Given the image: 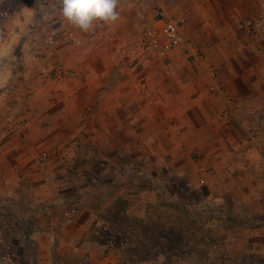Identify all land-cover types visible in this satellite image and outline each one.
<instances>
[{
	"label": "crops",
	"instance_id": "crops-1",
	"mask_svg": "<svg viewBox=\"0 0 264 264\" xmlns=\"http://www.w3.org/2000/svg\"><path fill=\"white\" fill-rule=\"evenodd\" d=\"M8 1L0 0V122L10 114L27 129L5 140L11 157L0 161V207L18 212L31 199L63 202L72 185L66 171L81 180L82 172L96 171L84 184L104 188L106 172H159L168 165L180 173L192 163L189 180H201L207 201L223 210L232 204L234 215H227L240 221L230 233L241 264H264L263 48L235 28L236 12L259 11L264 0H169L187 18L186 41L164 59L144 41L143 52L137 48L138 25L152 17L156 0H120L119 19L101 28L97 21L89 32L69 24L57 0L8 4L5 16ZM124 54L139 69L124 67ZM57 68L73 74L55 78ZM211 68L219 70L220 93L210 90ZM227 108L234 127L222 118ZM37 215L13 210L8 233L26 239L39 233L27 226L32 217L40 225ZM27 253L15 242V256Z\"/></svg>",
	"mask_w": 264,
	"mask_h": 264
},
{
	"label": "rangeland",
	"instance_id": "rangeland-1",
	"mask_svg": "<svg viewBox=\"0 0 264 264\" xmlns=\"http://www.w3.org/2000/svg\"><path fill=\"white\" fill-rule=\"evenodd\" d=\"M13 1L6 2L7 6L28 2ZM157 1L152 5V17L148 15L138 25L137 48L140 53L145 48L142 46L144 34L155 10L162 6L166 13L175 14L172 1ZM11 7L5 10V16L10 13ZM32 11L29 10L30 13ZM236 13L239 16L235 18V28H240L247 35L245 21L251 18L257 20L259 32L249 36L257 40L258 48H263L261 62L264 65V8L256 12ZM100 23L105 26V23ZM120 46L118 50L121 49L122 53L125 49ZM126 54L121 61L124 67L139 69L141 65L136 60L130 64L131 56L126 57ZM213 70L211 68L210 73ZM218 71L213 80L222 88L217 80ZM4 118L0 122V161L11 157V153L5 155L4 150L5 140L13 134L10 120L15 116L9 114ZM223 120L233 127L237 124L232 119ZM192 167L187 171L185 167L180 173L173 172L168 165L161 167L159 172H106L102 176L106 185L104 188L93 183L91 186L84 184V178H95L96 171L82 172V180L77 177L78 172H64L72 185L62 195L63 202L42 205L40 200L31 199L28 204L21 203L23 206L18 212L40 214L37 215L41 216L40 225L35 224L38 220L34 217L28 220V224L26 222L31 231L40 234L34 233L26 239V236L15 237V234L8 233L11 228L7 224H15L11 212L15 210V214L18 213V207H0V223L4 222L6 226L0 234V264H15V258L32 261L31 264H38L44 259L46 264H161L160 257L164 258L163 264H241L233 241L236 237L230 233L240 222L228 216L230 213L234 215L232 204H225L228 209L223 210L221 205L208 202L207 188L201 180H189L193 174ZM72 208L76 209V215L69 217L67 211ZM15 242L28 249L26 257L15 256ZM40 242L43 245L41 250L36 248ZM237 258L238 262L235 261Z\"/></svg>",
	"mask_w": 264,
	"mask_h": 264
},
{
	"label": "built area",
	"instance_id": "built-area-1",
	"mask_svg": "<svg viewBox=\"0 0 264 264\" xmlns=\"http://www.w3.org/2000/svg\"><path fill=\"white\" fill-rule=\"evenodd\" d=\"M187 22V18L184 15L179 14H168L165 12L162 6L157 8L155 10L154 17L148 22V25L146 27L145 31V39L144 44L147 47V49L152 52L157 58L164 59L167 57L175 48L180 46L183 42H185L184 35L181 32L182 26ZM99 27L102 25L99 22ZM102 27V26H101ZM100 27V28H101ZM258 24L256 19H247L245 21L244 28L247 33L251 35H255L258 31L257 29ZM73 73L67 70H64L63 68H57L53 71V75L55 78H66ZM217 75V71L213 70L210 73V76L215 78ZM211 90L214 93H220V87L219 85L213 84L211 85ZM141 91L143 93H149L150 90L147 86H143L141 88ZM28 98L32 97L31 93L27 94ZM90 111L87 110L83 114V117H87V113ZM222 117L226 120H229L231 118V109L227 108L223 111ZM10 129L12 133L15 135H23L26 132V122L23 120H10ZM49 158V154L47 151H43L41 154V160L42 162H46ZM67 215L69 217L76 215V209L72 208L67 211ZM54 223V222H53Z\"/></svg>",
	"mask_w": 264,
	"mask_h": 264
},
{
	"label": "clouds",
	"instance_id": "clouds-1",
	"mask_svg": "<svg viewBox=\"0 0 264 264\" xmlns=\"http://www.w3.org/2000/svg\"><path fill=\"white\" fill-rule=\"evenodd\" d=\"M63 18L84 32L94 30L97 21L115 23L120 12V0H57ZM163 257H160L163 264Z\"/></svg>",
	"mask_w": 264,
	"mask_h": 264
}]
</instances>
